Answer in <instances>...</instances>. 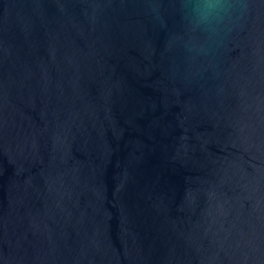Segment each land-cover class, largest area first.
Returning <instances> with one entry per match:
<instances>
[{
    "label": "water",
    "instance_id": "obj_1",
    "mask_svg": "<svg viewBox=\"0 0 264 264\" xmlns=\"http://www.w3.org/2000/svg\"><path fill=\"white\" fill-rule=\"evenodd\" d=\"M0 264H264V0H0Z\"/></svg>",
    "mask_w": 264,
    "mask_h": 264
}]
</instances>
